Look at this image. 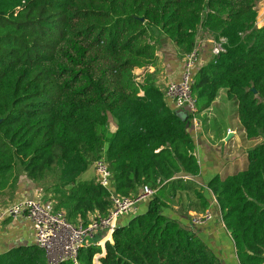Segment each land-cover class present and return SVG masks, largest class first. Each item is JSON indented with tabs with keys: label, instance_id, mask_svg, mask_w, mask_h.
Here are the masks:
<instances>
[{
	"label": "trees",
	"instance_id": "16d2710c",
	"mask_svg": "<svg viewBox=\"0 0 264 264\" xmlns=\"http://www.w3.org/2000/svg\"><path fill=\"white\" fill-rule=\"evenodd\" d=\"M259 1L0 0V191L13 190L23 173L54 210L87 224L112 207L96 178L61 179L46 188L39 181L53 166L88 153L107 162L116 194L136 197L143 185L155 192L146 211L116 226L103 249L81 247L78 264H95V256L99 264H222L194 232L160 211L165 198L185 188L181 176L199 174V163L191 115L178 112L155 85L157 52L172 43L183 59L201 28L226 42L223 52L194 71L197 111L209 108L224 88L236 103L245 139L257 141L245 151V168L214 176L208 188L239 264H264ZM139 68L146 70L141 78L134 73ZM111 116L114 130L108 127ZM197 194L207 207L209 200ZM0 264L47 262L35 244L5 251Z\"/></svg>",
	"mask_w": 264,
	"mask_h": 264
},
{
	"label": "crops",
	"instance_id": "0c3cea01",
	"mask_svg": "<svg viewBox=\"0 0 264 264\" xmlns=\"http://www.w3.org/2000/svg\"><path fill=\"white\" fill-rule=\"evenodd\" d=\"M210 48V40L201 42V50L194 71L212 59ZM157 55L159 58L157 72L162 76L165 86L170 81L178 82L183 71L184 58L178 59L173 44L166 42ZM154 69L149 67L147 70L153 72ZM145 71L139 68L135 69L134 73L140 74L141 78ZM167 102L172 104L169 99ZM217 108L221 111L215 112L214 109ZM220 114L224 116L221 120L217 117ZM233 114L234 117L231 118ZM189 132L193 139L194 154L199 163V174L181 176L185 181V188L177 190L174 197L165 198L160 211L164 216L176 220L180 225L194 232L222 264H239L233 241L221 219L219 206L208 188V183L216 175L223 178L245 168L247 164L245 151L256 141L245 139L244 130L237 117L236 103L227 98L224 88L218 91V95L209 108L199 112L195 122L191 120ZM38 191L40 189L36 182L21 173L13 190L0 191V213L21 198L40 199L39 193L43 195V192ZM197 192L209 200L207 207H202V200ZM152 196L138 201L130 213L119 217L117 226L124 225L132 217L145 212ZM206 210L211 212L212 218L200 225H192V217ZM109 237L111 242V234ZM99 238L105 240V232L100 233ZM35 244L34 229L28 219L9 216L0 219V254L16 246ZM101 247L103 249V245Z\"/></svg>",
	"mask_w": 264,
	"mask_h": 264
},
{
	"label": "built area",
	"instance_id": "2783aa9c",
	"mask_svg": "<svg viewBox=\"0 0 264 264\" xmlns=\"http://www.w3.org/2000/svg\"><path fill=\"white\" fill-rule=\"evenodd\" d=\"M205 40L211 42L212 58L224 51L226 42L224 37L216 39L208 31L199 28L193 50L184 57V67L180 80L168 82L164 89L166 98L172 102L176 110L191 115L193 122L196 121L199 113L191 87L194 68L201 50V42ZM94 167L96 181L110 193L112 207L105 216L94 213L87 224H83L81 221L72 223L67 220L63 211L54 210L51 203L31 197H24L13 202L0 213V219L5 216L22 217L32 223L36 245L44 253L47 264H60L64 261L78 264L77 254L81 247H87L91 244L104 245L105 241L110 239L108 236L116 228L118 218L130 213L138 201L148 198L154 193L153 189L143 185L141 192L136 197L120 196L111 187L112 177L107 162L104 159H98L95 161ZM215 202H217L216 199ZM211 218V212L206 210L201 214L194 215L191 223L192 225H200ZM104 232L106 234L105 240L99 238L100 233ZM97 257H94L95 264H99Z\"/></svg>",
	"mask_w": 264,
	"mask_h": 264
},
{
	"label": "rangeland",
	"instance_id": "374dc122",
	"mask_svg": "<svg viewBox=\"0 0 264 264\" xmlns=\"http://www.w3.org/2000/svg\"><path fill=\"white\" fill-rule=\"evenodd\" d=\"M256 9H257L256 26L260 27L264 23V0H260L257 3ZM155 85L159 87L162 92L164 91L165 83L163 82L162 76L160 75L159 72H157L155 75ZM214 110L215 112L221 111V109L218 110V108ZM217 117L221 120L224 116L220 114V115H217ZM233 117H234V114L232 115L231 118ZM116 126H117V120L114 116H111L109 120V126H108L109 130H114ZM105 150H106V146L104 147L103 153L105 152ZM97 159L98 158L94 157V155H91L88 153H82L76 157H73V160L68 161L67 163H60V164L53 166L47 175L48 177L44 181H39V184H41L40 186L42 188H46L51 183L58 181V180L61 181V179L65 181H70L71 179H74L75 181L94 180L96 178L94 163ZM40 193H39L40 200H43L44 193L43 195H41Z\"/></svg>",
	"mask_w": 264,
	"mask_h": 264
},
{
	"label": "water",
	"instance_id": "95a60500",
	"mask_svg": "<svg viewBox=\"0 0 264 264\" xmlns=\"http://www.w3.org/2000/svg\"><path fill=\"white\" fill-rule=\"evenodd\" d=\"M252 90H253V92H256L255 89H252ZM228 138H229V136H228ZM228 138H227V139H228Z\"/></svg>",
	"mask_w": 264,
	"mask_h": 264
},
{
	"label": "bare ground",
	"instance_id": "6f19581e",
	"mask_svg": "<svg viewBox=\"0 0 264 264\" xmlns=\"http://www.w3.org/2000/svg\"><path fill=\"white\" fill-rule=\"evenodd\" d=\"M108 238H110V237L108 236Z\"/></svg>",
	"mask_w": 264,
	"mask_h": 264
}]
</instances>
